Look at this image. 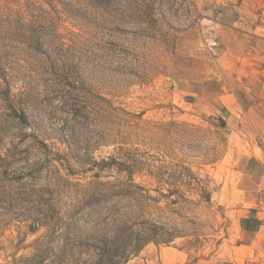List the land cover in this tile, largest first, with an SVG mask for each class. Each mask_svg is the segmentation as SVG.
<instances>
[{"label":"rangeland","instance_id":"obj_1","mask_svg":"<svg viewBox=\"0 0 264 264\" xmlns=\"http://www.w3.org/2000/svg\"><path fill=\"white\" fill-rule=\"evenodd\" d=\"M263 143L264 0H0V264H264Z\"/></svg>","mask_w":264,"mask_h":264},{"label":"trees","instance_id":"obj_2","mask_svg":"<svg viewBox=\"0 0 264 264\" xmlns=\"http://www.w3.org/2000/svg\"><path fill=\"white\" fill-rule=\"evenodd\" d=\"M262 149L264 151V143L262 145ZM253 222V223H258V220H256L255 218L253 217H250L249 220H246L244 219L242 221V228L243 229H251V230H254L256 228V226H251V227H247L245 225L246 224H249V222ZM127 249H123L124 251H121L119 255H115L116 259H113L109 264H124L126 262V259H127V255L124 256L126 253H128L129 251H131V253H135L139 248H140V245H136L134 242H129L125 245ZM125 252V253H124ZM130 253V252H129ZM123 254V255H122Z\"/></svg>","mask_w":264,"mask_h":264},{"label":"crops","instance_id":"obj_3","mask_svg":"<svg viewBox=\"0 0 264 264\" xmlns=\"http://www.w3.org/2000/svg\"><path fill=\"white\" fill-rule=\"evenodd\" d=\"M256 220H258V227H260L261 226V219H262V217H260V216H258V215H256L255 217H254ZM238 226H239V228H241V230L244 232H246V231H252L253 233H255V231H256V229H254V230H246V229H242V227H240V224L238 223Z\"/></svg>","mask_w":264,"mask_h":264}]
</instances>
